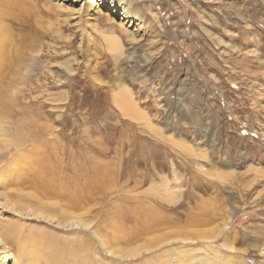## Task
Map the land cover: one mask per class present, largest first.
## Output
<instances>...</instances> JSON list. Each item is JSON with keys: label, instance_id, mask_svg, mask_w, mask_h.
Instances as JSON below:
<instances>
[{"label": "rangeland", "instance_id": "1", "mask_svg": "<svg viewBox=\"0 0 264 264\" xmlns=\"http://www.w3.org/2000/svg\"><path fill=\"white\" fill-rule=\"evenodd\" d=\"M126 1L140 25L0 0L3 250L264 264V0Z\"/></svg>", "mask_w": 264, "mask_h": 264}, {"label": "bare ground", "instance_id": "2", "mask_svg": "<svg viewBox=\"0 0 264 264\" xmlns=\"http://www.w3.org/2000/svg\"><path fill=\"white\" fill-rule=\"evenodd\" d=\"M7 3H13L15 4V0H5ZM17 3L21 0H16ZM55 3L62 4L63 2H68V6L71 7L72 12H80L83 9H94V11H100V12H109L110 15L121 16V21L123 22V25L128 28L131 27V25L136 24L140 25L141 23V15L138 13L137 10L132 8V5L129 1L126 0H54ZM78 6V8H77ZM76 7V8H75ZM1 10V8H0ZM135 20L137 22L135 23ZM135 25V26H136ZM132 29V28H131ZM109 30V29H108ZM112 31V30H111ZM128 31V30H127ZM1 33V29H0ZM111 33V32H110ZM106 41L110 44H113V42H116V39L114 37L108 36L106 37ZM6 42L1 38L0 36V70L3 67L7 66V63L4 61V51L3 46H5ZM113 48H116V46H113ZM16 63L14 61V66L17 67L19 65V62L24 60V56H21V53H17L15 56ZM26 64V63H25ZM24 64V65H25ZM20 68L17 67L15 69L18 71ZM124 93H121L119 95V101L122 103V101H128L130 98H125L128 96V93L126 92V89H123ZM118 102V101H117ZM126 104L122 105V110L126 112V114H129V110L131 111V106L126 108ZM200 224H208L207 220H203ZM218 232V231H217ZM216 234L215 231H209L206 230L205 232H197L198 237H213ZM150 245V244H149ZM133 253V251L128 252ZM0 264H17V260L15 256H12L9 251L3 250V247L0 243Z\"/></svg>", "mask_w": 264, "mask_h": 264}]
</instances>
